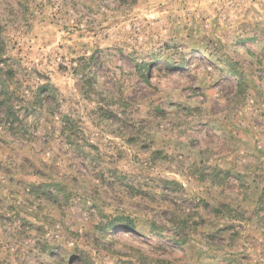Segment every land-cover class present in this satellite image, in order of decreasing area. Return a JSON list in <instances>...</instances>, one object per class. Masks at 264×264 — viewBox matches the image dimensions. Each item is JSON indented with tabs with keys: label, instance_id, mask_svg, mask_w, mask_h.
<instances>
[{
	"label": "rangeland",
	"instance_id": "obj_1",
	"mask_svg": "<svg viewBox=\"0 0 264 264\" xmlns=\"http://www.w3.org/2000/svg\"><path fill=\"white\" fill-rule=\"evenodd\" d=\"M0 264H264V0H0Z\"/></svg>",
	"mask_w": 264,
	"mask_h": 264
},
{
	"label": "trees",
	"instance_id": "obj_2",
	"mask_svg": "<svg viewBox=\"0 0 264 264\" xmlns=\"http://www.w3.org/2000/svg\"><path fill=\"white\" fill-rule=\"evenodd\" d=\"M127 227H130V225H127Z\"/></svg>",
	"mask_w": 264,
	"mask_h": 264
}]
</instances>
